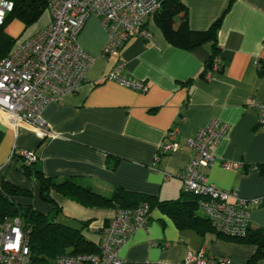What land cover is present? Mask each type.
Masks as SVG:
<instances>
[{"label":"crops","instance_id":"0c3cea01","mask_svg":"<svg viewBox=\"0 0 264 264\" xmlns=\"http://www.w3.org/2000/svg\"><path fill=\"white\" fill-rule=\"evenodd\" d=\"M181 1L191 30L205 31L222 17L210 69L213 78L202 77L212 42L193 50L175 47L164 38L154 15L144 22L150 41L134 37L119 57L103 59L100 52L107 34L100 19L89 16L78 35L81 49L95 59L86 81L78 92L46 105L41 114L56 137L39 138L28 128L15 132L0 116V187L6 181L39 195L38 181L21 172V160L14 154L29 150L38 157L35 170L55 182L74 178L103 196L121 188L159 201L176 200L182 193L178 175L192 155L186 139L217 119L228 132L211 149L216 162L203 170L208 182L247 200L264 196V129L258 126V106L264 104V71L258 70L264 59V0H233L226 11L229 0ZM49 20L46 12L24 39ZM118 61L124 63L123 76L145 83V93L105 80ZM173 128L179 132V148L162 153L160 146ZM220 160L241 161L245 168L224 170ZM252 164L257 171L249 170ZM50 194L61 211L57 200L68 199ZM14 200L28 205L22 203L26 197ZM68 201L82 208L79 221L89 223L85 236L97 243L116 209L85 208ZM184 217L180 228L159 208H151L147 226L134 231L119 250L123 264H183L187 253L199 251L226 258L228 264H264V258L250 261L254 244L224 237L205 220ZM249 229H264V200L250 206Z\"/></svg>","mask_w":264,"mask_h":264},{"label":"built area","instance_id":"2783aa9c","mask_svg":"<svg viewBox=\"0 0 264 264\" xmlns=\"http://www.w3.org/2000/svg\"><path fill=\"white\" fill-rule=\"evenodd\" d=\"M162 0H48L50 20L46 27L19 41L7 57L0 60V116L6 126L17 132L28 128L39 137H56L46 127L41 114L46 105L60 101L64 96L79 91L95 59L84 52L78 35L91 15L100 19L107 40L100 57H119L124 44L134 37L150 41L145 19L160 10ZM13 4L0 0V26ZM124 63L118 61L105 80L122 87L145 93L144 82L126 78ZM264 71V59L258 62ZM207 71L205 79L213 78ZM258 126L264 129V104L258 106ZM228 126L217 119L210 121L197 134L186 139L192 155L178 178L182 193L198 197V211L211 228L227 238H242L250 225V206L261 204L259 199L247 200L234 190H221L208 182L204 169L216 159L211 153ZM177 128L171 129L160 146L162 153L176 152L179 148ZM25 166L38 161L35 152L14 151ZM224 170L243 171L244 162L220 160ZM249 170L257 171L255 164ZM148 204L122 208L102 228L96 253L65 254L50 263H32L30 260L29 231L24 229L19 217H5L0 221V264H123L118 253L131 234L147 226L150 216ZM183 264H228L226 258L205 256L203 251L189 252Z\"/></svg>","mask_w":264,"mask_h":264},{"label":"trees","instance_id":"16d2710c","mask_svg":"<svg viewBox=\"0 0 264 264\" xmlns=\"http://www.w3.org/2000/svg\"><path fill=\"white\" fill-rule=\"evenodd\" d=\"M8 1L13 4V8L11 12L6 14L0 26V60L7 57L16 45L15 40L5 33V25L13 18H17L25 27L32 26L40 20L44 13L48 12V0ZM232 1H228L225 11ZM154 16L166 41L175 47L193 50L205 43L212 42V55L205 63L206 71L212 69V61L217 53L216 31L220 25L221 16L205 31L191 30L187 21V9L181 0H162L160 10ZM204 76L205 74L202 75V77ZM20 160L21 172L28 178H35L38 181L39 195L47 202H53L49 194L54 191L85 208H115L117 210L146 203L150 209L157 207L169 215L176 226L180 228L184 216L191 218L192 222L199 219L208 222L198 213V197L191 194L181 193V196L176 200L159 201L156 197L114 188L110 196H103L94 191L92 187L76 183L74 178H67L60 182L45 178L35 170L36 163L27 167L23 160ZM30 195V191L6 181H3L0 187V221L5 217L21 218L24 229L29 231L30 260L32 263H50L57 256L96 253L98 251V242L95 243L85 236L84 231L88 227V222H81L79 228H73L56 222L54 219L49 221L46 219V215L34 210L29 205H22L14 200L17 197H29ZM54 210L59 211L56 206H54ZM230 239L242 240L256 246V251L250 259L251 262L264 258V229L254 231L248 229L245 237Z\"/></svg>","mask_w":264,"mask_h":264},{"label":"rangeland","instance_id":"374dc122","mask_svg":"<svg viewBox=\"0 0 264 264\" xmlns=\"http://www.w3.org/2000/svg\"><path fill=\"white\" fill-rule=\"evenodd\" d=\"M46 15L44 13L40 20L36 22L32 26L25 27V25L17 18H13L11 21H9L5 25V33L12 38L14 43H18L19 41L23 40L25 37L29 36L34 29L38 26L39 22L42 20V18ZM49 197L52 199L53 202H47L43 200L40 195H36L35 193L31 192V195L29 197H26L27 201H24L22 203L31 205V207L40 212L44 213L50 210V212H47L46 219L49 221H52L53 219L56 222L65 224L67 226L73 227V228H79L80 227V217L84 216V213H82V208L77 209V207L73 205H68L69 201L62 199L57 200L58 205L61 208V211H55L54 210V201H56L52 194H49ZM85 211V210H84ZM88 229V227H87ZM86 229V230H87ZM84 233L87 235V232L84 231Z\"/></svg>","mask_w":264,"mask_h":264}]
</instances>
